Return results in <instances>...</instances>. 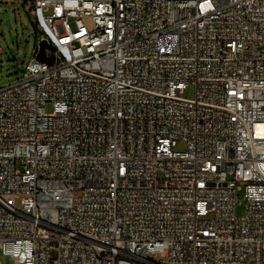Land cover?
<instances>
[{"label": "built area", "instance_id": "2783aa9c", "mask_svg": "<svg viewBox=\"0 0 264 264\" xmlns=\"http://www.w3.org/2000/svg\"><path fill=\"white\" fill-rule=\"evenodd\" d=\"M25 1L41 36L0 87L2 254L264 264V0Z\"/></svg>", "mask_w": 264, "mask_h": 264}, {"label": "rangeland", "instance_id": "374dc122", "mask_svg": "<svg viewBox=\"0 0 264 264\" xmlns=\"http://www.w3.org/2000/svg\"><path fill=\"white\" fill-rule=\"evenodd\" d=\"M30 1L0 0V87L20 78L23 74V65L29 62L34 54L35 46L41 36L36 16L29 9ZM195 88L190 85L186 96L192 97ZM48 111L51 107L48 105ZM185 143L179 141L176 151H184ZM243 212L239 207L238 213ZM0 262L14 264V261L0 251Z\"/></svg>", "mask_w": 264, "mask_h": 264}, {"label": "water", "instance_id": "95a60500", "mask_svg": "<svg viewBox=\"0 0 264 264\" xmlns=\"http://www.w3.org/2000/svg\"><path fill=\"white\" fill-rule=\"evenodd\" d=\"M50 48L51 50H54L52 45H49L46 41H41L40 42V51L39 54L37 55V60L42 61V62H48L49 64L54 63V56L52 55L51 57H46V49Z\"/></svg>", "mask_w": 264, "mask_h": 264}]
</instances>
